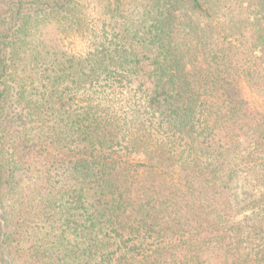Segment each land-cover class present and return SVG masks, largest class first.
Here are the masks:
<instances>
[{
    "label": "trees",
    "instance_id": "1",
    "mask_svg": "<svg viewBox=\"0 0 264 264\" xmlns=\"http://www.w3.org/2000/svg\"><path fill=\"white\" fill-rule=\"evenodd\" d=\"M0 264H264V0H0Z\"/></svg>",
    "mask_w": 264,
    "mask_h": 264
},
{
    "label": "rangeland",
    "instance_id": "2",
    "mask_svg": "<svg viewBox=\"0 0 264 264\" xmlns=\"http://www.w3.org/2000/svg\"><path fill=\"white\" fill-rule=\"evenodd\" d=\"M64 45L71 53L74 54H83L89 48L90 43V34L89 32L85 33H74L64 35ZM201 57L199 62L201 63Z\"/></svg>",
    "mask_w": 264,
    "mask_h": 264
}]
</instances>
